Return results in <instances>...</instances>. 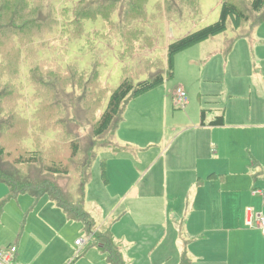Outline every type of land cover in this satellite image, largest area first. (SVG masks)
<instances>
[{
  "label": "rangeland",
  "instance_id": "374dc122",
  "mask_svg": "<svg viewBox=\"0 0 264 264\" xmlns=\"http://www.w3.org/2000/svg\"><path fill=\"white\" fill-rule=\"evenodd\" d=\"M180 1H175V8L170 0H141L144 13L130 17V23L125 25L120 16L122 8L112 9L109 0L106 6L104 0H92V4H97V12L85 18L80 16L90 0H0L1 12L3 9L9 11L12 4L11 11L21 16L22 23H28L22 24L24 28L19 27V33L13 38L16 49L8 58L4 55L9 54L5 42L0 47V86L9 88L7 97L13 98L10 104L15 108L14 112L28 120L31 131L36 134L34 138L29 137L26 145L32 147L33 140L38 147L45 148L46 153L55 143L61 146L64 141L59 138L64 137L65 129L61 124L65 122L66 132L77 139L80 150L86 153L93 140L94 126L122 82L128 79L136 89L155 72L163 75V83L140 96L131 94L123 102V119L137 128L136 131H141L131 133L127 140L144 146L147 142L158 141L159 135L163 134L165 139L159 143L161 148L174 141L176 144L188 143L191 139L188 129L200 124L201 112L204 110L210 115L219 109L225 115L230 114L232 120L224 132L229 134L231 145L225 157L239 162L245 157L244 151L250 148L259 160L264 161V11L252 13L248 22L237 24L230 18L224 33L176 53L173 76L169 78L165 64L169 45L217 23L223 4L231 3L250 13L254 2ZM44 20L47 26H40ZM178 87H183L189 98L190 104L185 109L174 103ZM7 118L0 114L1 121L8 122ZM216 137L218 133H215ZM208 139L209 134L204 135L203 146ZM95 144L111 147V135L103 136L102 142ZM63 150L66 154L62 153L58 158L63 161V169L70 171L69 175H43L48 163L44 160H38L36 165L18 166L20 174H28L33 180L54 179L52 181L62 190L69 188L74 193L76 181L73 178L80 173L78 167L87 155L74 158L71 149ZM96 154L85 203L96 227L111 228L127 264H181L176 233L168 230V235L164 236L167 225L162 226L157 221L151 223V219L145 221L127 213L124 210L127 207L126 192L119 190L116 179L115 169L121 163L106 150H97ZM126 159L130 165L125 162L124 166L135 187L133 194H137L149 177L142 178V169L136 159L130 156ZM104 161L108 182L103 178ZM162 182L160 177L158 183L161 185ZM258 188L264 190V185L260 183ZM8 193V188L0 183L2 222L7 229L8 222L11 226L16 217H20L16 202L6 201ZM37 217L33 214L31 219ZM72 227L68 246H73V257L84 255V258H93L94 263L105 264L97 249L87 246L79 250L76 242L86 240L88 235L82 225ZM4 242L3 236L0 244ZM204 244L199 242L196 252ZM210 248L205 246L206 255ZM189 259L191 264H203ZM81 263L86 262H76Z\"/></svg>",
  "mask_w": 264,
  "mask_h": 264
},
{
  "label": "crops",
  "instance_id": "0c3cea01",
  "mask_svg": "<svg viewBox=\"0 0 264 264\" xmlns=\"http://www.w3.org/2000/svg\"><path fill=\"white\" fill-rule=\"evenodd\" d=\"M216 111L210 115L205 113V125H202L201 112L200 124L188 129L190 142L176 144L174 141L162 148L159 143L164 142L163 134L159 135L158 141L147 142L144 146L127 140L131 133L141 131H136L137 128L122 119L123 124L120 123L111 137L113 145L104 150L121 163L115 170L119 190L126 192L127 207L124 210L142 220L151 219V223L157 221L162 226L167 225L164 236L168 235V230L176 233L175 243L182 259L186 255L188 259L203 264H264V237L256 222L257 216L264 215V190L258 188L260 183L264 185V161L259 160L250 148L244 151L245 157L239 162L225 157L231 145L229 134L224 132L232 120L230 114L225 115L219 109ZM221 115L225 119L224 126H209ZM215 133H218L216 138ZM208 134L207 144L203 146L204 135ZM153 143L157 146H152ZM128 156L137 160L142 178L149 177L137 194H133L135 187L124 166ZM105 169L107 173V164ZM160 177L163 180L161 185L158 183ZM14 201L20 217H16L11 226L7 221L8 229L2 222L3 209L0 206V243L3 236L5 239L4 244H0V251L16 246L13 264H76L78 261L98 264L84 255L73 257V246H68L71 239L69 229L82 224L69 221L56 204L46 197L36 204L29 196ZM248 209L254 215L252 227L246 225ZM33 214L38 217L31 219ZM85 241L87 244L82 250L87 246L97 249L102 263L108 264L101 250L91 246L92 240L88 237ZM114 241L119 247L115 238ZM202 241L205 246L212 247L207 255L204 245L196 252ZM6 244L7 247H2ZM201 248H204L203 252ZM119 249L123 255L121 247Z\"/></svg>",
  "mask_w": 264,
  "mask_h": 264
},
{
  "label": "trees",
  "instance_id": "16d2710c",
  "mask_svg": "<svg viewBox=\"0 0 264 264\" xmlns=\"http://www.w3.org/2000/svg\"><path fill=\"white\" fill-rule=\"evenodd\" d=\"M104 1V5L106 6L108 0ZM109 1L113 4L112 9L118 8L119 6L122 8L120 16L124 20L125 25L130 23V17L138 16L141 12L144 13L141 0ZM170 1L173 3L174 7L177 8L175 1L180 0ZM87 4L88 6L83 16L80 17L85 18L88 15L93 16L96 14L97 4H92V0ZM179 6H182L181 1L179 2ZM12 8H14V6L11 4V7L9 6L8 9L9 11L5 9H3V12L0 11V47H3L5 42V48L9 52V54L4 53L7 58L16 49V44L14 43L15 41L13 38H15L16 33H19V27L24 28V25L26 26L28 24L27 22L22 23L20 20L21 16L16 13L14 14V10L11 11ZM251 10L252 12L248 13V11H242L231 3L223 4L221 17L217 23L200 31L189 33L185 37L169 45L166 48L167 59L165 63L168 70V77L171 78L173 76V58L176 53L189 48L192 45L208 40L211 37L224 33L227 29L230 18L234 19L237 24L243 21L248 22L252 13H260L261 11H264V0H254ZM261 21L262 19L259 20V22ZM42 25L47 26V21L44 20L40 26ZM8 67L9 65L6 66V69ZM163 82V75L161 73L156 74L155 72L151 74L148 81L140 83L136 89L128 79H125L120 87L113 93L107 110L102 114L100 121L94 126L93 140L89 145L90 149H88L86 153L85 151L83 152L80 150V145L77 142V139H74L69 131L66 132L67 125L65 122L63 123L65 126L61 124V127L65 128L63 129L64 137L59 138V140L62 139V142L64 141L61 146L60 144L55 143L53 144L52 149L47 153L45 148L38 147V144L33 140V146H27L26 144L29 137L33 136L34 138L36 134L34 133V130L31 131L29 121L14 112L15 108H12L10 104L13 101V98L11 99V97H7L9 95V88L0 86L2 92L0 93V114L2 113V117L8 116L7 119H9L8 122L0 120V183L4 184L9 190L6 201L17 200L21 196H29L34 200V204H36L40 199L44 197L48 198L64 212L69 221L78 222L83 225L84 231L87 233L88 237L92 236L91 246L97 247L101 250L108 264H125L123 255L115 243L111 231L109 229L104 231L98 230L94 219L85 208L86 188L91 181V167L96 159V152L100 149L104 150L110 148V146H100L95 143L102 142V137L107 134H110L112 137L113 133L122 122V105L128 96L131 94H133V97L140 96L159 86ZM202 119V125H205L204 111L202 112ZM224 124L225 119L224 116L221 115L210 122L209 126L221 127L224 126ZM30 132H32V134ZM37 132L40 131L37 130ZM64 145L67 146V148L63 147ZM63 149H71L72 157L74 158L77 155H87L84 163L78 167V172L80 171V173L73 178V181H76V191L74 193L71 192L69 188L67 191L62 190L55 181H52L54 179H48L46 177L40 180H33L28 174L27 176H22L20 174L18 166L36 165L40 162L38 160H44L48 161V163L44 167V171L42 172L43 175H50L53 177L69 175L70 171L68 172L66 167V169H63V161L61 158H58L62 153H65ZM105 165L104 161L102 163L103 178L105 182H108ZM181 264H191V261L185 255L183 256Z\"/></svg>",
  "mask_w": 264,
  "mask_h": 264
},
{
  "label": "built area",
  "instance_id": "2783aa9c",
  "mask_svg": "<svg viewBox=\"0 0 264 264\" xmlns=\"http://www.w3.org/2000/svg\"><path fill=\"white\" fill-rule=\"evenodd\" d=\"M174 103L175 106L181 109H185L189 105V98L184 90L183 87H178L175 90L174 93ZM253 211L251 209H248L246 212V225L249 227L253 226ZM257 227L262 232V235L264 237V215L257 216ZM90 240L92 236H89ZM87 244V241L84 239H80L76 242V245L79 247V250L81 251L83 247H85ZM17 253V247L11 246L6 250L0 251V264H13L15 255Z\"/></svg>",
  "mask_w": 264,
  "mask_h": 264
}]
</instances>
